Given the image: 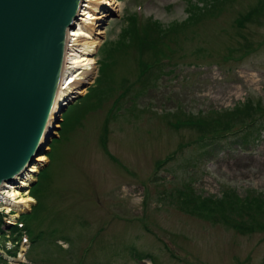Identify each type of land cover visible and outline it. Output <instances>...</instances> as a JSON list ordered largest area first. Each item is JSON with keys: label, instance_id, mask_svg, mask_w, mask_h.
Here are the masks:
<instances>
[{"label": "rangeland", "instance_id": "374dc122", "mask_svg": "<svg viewBox=\"0 0 264 264\" xmlns=\"http://www.w3.org/2000/svg\"><path fill=\"white\" fill-rule=\"evenodd\" d=\"M116 2L76 88L89 85L38 152L47 160L33 183H12L0 264H264V230L178 199L187 185L264 199V0Z\"/></svg>", "mask_w": 264, "mask_h": 264}, {"label": "water", "instance_id": "95a60500", "mask_svg": "<svg viewBox=\"0 0 264 264\" xmlns=\"http://www.w3.org/2000/svg\"><path fill=\"white\" fill-rule=\"evenodd\" d=\"M80 3L0 0V182L28 169L60 113L78 96L52 106L66 29L74 27Z\"/></svg>", "mask_w": 264, "mask_h": 264}, {"label": "bare ground", "instance_id": "6f19581e", "mask_svg": "<svg viewBox=\"0 0 264 264\" xmlns=\"http://www.w3.org/2000/svg\"><path fill=\"white\" fill-rule=\"evenodd\" d=\"M116 1L117 0H81L77 11V16H80V19H76L73 28L66 29L65 35L67 41H65V46L62 51L57 86L52 103L55 109L57 103L60 100H64L74 88L75 90H81L76 87L79 83L88 78V75L94 69L93 60L88 55L99 43L98 36L102 33L99 27L100 20L102 21L103 17L111 10H116V6L118 5ZM85 14L87 17H84ZM69 41H71L70 44ZM69 45H71L70 49L67 48ZM52 120H54V113L50 115L47 121V127L50 126ZM34 159L36 161L28 166V171L26 170L27 173L23 174L22 172L21 175L14 173L11 182L5 183V180L0 182V201L3 202L0 204V211H10V199L16 198V195L19 194L16 188L12 186V183L16 184V186H28V184L34 180V178L31 177V173L38 171V164L46 161L47 156L40 153L37 154ZM28 200H32V198L18 199L13 202H26ZM2 208L3 210H1Z\"/></svg>", "mask_w": 264, "mask_h": 264}, {"label": "trees", "instance_id": "16d2710c", "mask_svg": "<svg viewBox=\"0 0 264 264\" xmlns=\"http://www.w3.org/2000/svg\"><path fill=\"white\" fill-rule=\"evenodd\" d=\"M255 12L252 10L248 14L243 15L237 22L241 24L243 20L249 19L251 14ZM132 30L135 36L136 41L145 45L140 36L145 34L147 25L145 22H141L136 16L132 18ZM139 36V37H138ZM257 195V194H255ZM178 199L181 205H189L187 211L193 215H197L201 218L208 220H216L221 218L223 222L235 226V228L241 233H250L257 230H264V199H260L254 195L248 197H241L234 190L229 189L228 193H224L221 197H210V196H200L193 193L192 186H185L183 190L178 191ZM240 216L243 220H238L237 223L233 224L231 219L233 215ZM21 223H23L24 216L22 215ZM244 216L246 218H244ZM3 216L0 215V231H2L3 225ZM18 224H15L17 227ZM21 225V226H22ZM20 227V226H19ZM4 235V234H3ZM16 242H18L16 240Z\"/></svg>", "mask_w": 264, "mask_h": 264}, {"label": "built area", "instance_id": "2783aa9c", "mask_svg": "<svg viewBox=\"0 0 264 264\" xmlns=\"http://www.w3.org/2000/svg\"><path fill=\"white\" fill-rule=\"evenodd\" d=\"M68 47H70V45Z\"/></svg>", "mask_w": 264, "mask_h": 264}]
</instances>
